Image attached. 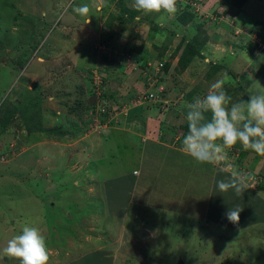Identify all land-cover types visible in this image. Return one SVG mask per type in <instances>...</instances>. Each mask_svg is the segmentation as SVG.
Wrapping results in <instances>:
<instances>
[{
  "label": "rangeland",
  "instance_id": "1",
  "mask_svg": "<svg viewBox=\"0 0 264 264\" xmlns=\"http://www.w3.org/2000/svg\"><path fill=\"white\" fill-rule=\"evenodd\" d=\"M85 4L87 17L73 11ZM125 6L133 8V3L125 0ZM185 6L195 13L187 25L177 19ZM177 7L174 16L164 13L163 19L141 12L122 29L117 19L106 24L111 14H121L119 0H0V114L8 103L36 95L43 127L70 131L28 132L19 114L6 131L0 124V264H20L4 249L24 226L36 227L46 238L49 264H178L179 259L183 264H264V188L258 186L264 181V157L238 144L234 149L241 160L233 156L235 164L255 173L244 193L229 190L220 199L218 181L229 175L221 171L223 165L201 164L181 152L167 155L153 140L142 139L159 137L160 130L173 136L168 128L177 129L182 139L188 132L183 128L187 105L206 96L225 73L232 102L247 100L250 87L264 93V0H247L236 13L222 0H179ZM195 35L205 38L202 54L177 72L178 55H170L181 39ZM165 45L160 59L170 61L171 71L163 87L175 103L163 107L165 123L152 117L163 110L150 102L129 115V102L110 115L119 121L118 128L130 122L135 133H111L93 120L86 129L79 122L80 132L74 134L71 127L78 117L68 106L77 97L89 99L91 70L95 80L106 77L110 87H120L119 95L127 93L126 85L139 95L143 82L137 79L143 74L138 65L156 67ZM131 46L139 52H132L134 61L125 54ZM119 53L127 68L137 65L124 78ZM102 54H110L109 59ZM211 63L222 66L212 77ZM125 113L129 116H121ZM133 170L140 173L139 184L117 183ZM122 198L125 226H118L109 208ZM163 201L182 204L181 210L163 209ZM235 208L241 211L238 224L225 216ZM244 225L250 226L240 228Z\"/></svg>",
  "mask_w": 264,
  "mask_h": 264
},
{
  "label": "clouds",
  "instance_id": "2",
  "mask_svg": "<svg viewBox=\"0 0 264 264\" xmlns=\"http://www.w3.org/2000/svg\"><path fill=\"white\" fill-rule=\"evenodd\" d=\"M179 0H133L137 12L145 14L164 13L174 16ZM73 11L87 17V4L73 8ZM230 77L227 73L216 80L203 98L196 97L187 105L186 121L188 132L182 140V151L201 164L223 165L221 171L228 172V178L218 181L220 192L233 190L237 195L248 187L250 175L227 163L229 152L238 144L245 151L264 157V93L248 90V99L232 102L224 85ZM206 114H210V119ZM100 126H104L100 123ZM238 208L229 209L225 216L233 224L240 220ZM4 252L19 260L20 264H49L50 249L46 238L33 226H24L21 234L7 243Z\"/></svg>",
  "mask_w": 264,
  "mask_h": 264
},
{
  "label": "trees",
  "instance_id": "3",
  "mask_svg": "<svg viewBox=\"0 0 264 264\" xmlns=\"http://www.w3.org/2000/svg\"><path fill=\"white\" fill-rule=\"evenodd\" d=\"M133 3V0H130ZM196 1V0H194ZM226 5H228L231 9H233L232 13H236V10H240L242 9L243 5L246 3L247 0H222ZM183 3V2H182ZM119 4L121 5V14L115 15V14H111L109 16V18H107L106 20V24L109 26H112V23L115 19L119 20L120 23H122V29L125 28V25L127 23V21L133 20L137 15L141 14V12H137L134 7H127L125 6V0H119ZM184 5V3H183ZM127 16V17H126ZM195 18V13H193L192 11H189L187 6H185L182 9V12L178 14L177 19L178 21L183 24V25H187L188 23H190L193 19ZM128 19V20H127ZM103 42H106V40ZM104 44V43H103ZM206 44L205 38H199L198 35H195L193 37V39L189 40V41H184V39H181L177 45L175 46L174 50L171 53V57H175L176 55H178V59H177V64L175 67V70L177 72H181L184 71L191 62H193L197 57H199V55L202 54V50L204 48ZM108 48V46H107ZM166 49V45L163 46V50L162 52H160L157 56V62L155 64H157L156 67H154V65L149 64V62H146L145 64L141 65L140 63V59L137 58L136 63H138V66H141V72L143 74V77H141V75H138V79L139 82H143L141 87L142 90L139 91V95H136L133 93V91H131V88H129L126 85V89H127V93L123 94L121 93V95L118 94L120 87L114 89L112 87H110L108 85V78L104 77L101 79L98 78V80H95V78L93 77V72H89V78H88V83H90V87H88L87 89V95L89 97L88 100L86 99H82L81 97H77L71 105H69V113L70 114H74V116L78 117V121L75 119V124L72 125L71 129L73 130L74 134H78V132H80L79 126L80 124H85V129L87 128L88 125H91V123L93 122V117L95 115V117L97 118V120H99L100 123L105 122V120L109 119L108 116L110 114V112L112 110H117L118 107L123 106L125 103H129L128 104L131 108H133L134 106H132L131 104H137V107H141L144 102H150V104H152L153 107L156 108V110L161 111L164 109L163 107L167 106H171V105H175V103L173 102L174 100L169 99L167 97V88L163 89L162 93H158L157 92V88L163 84L165 77H167L170 74L171 71V63L170 61L167 59L166 61H162V54L164 52V50ZM135 51L136 53L138 51H136L135 46H131L129 48H125V54H128L129 57H131V60H135V56L132 55V52ZM139 53V52H138ZM105 54V53H103ZM102 56L104 58H108L110 57V54H106ZM115 54V52L113 53ZM120 54V53H119ZM117 59L120 58L122 61L120 62V66H118V69L120 70V75L121 78H124L127 76V72H131L134 71V69H136V67H132V68H127V64H126V58L125 55H121L120 57H116ZM115 58V59H116ZM140 67V68H141ZM210 67L212 69V72L209 73L208 76L212 77L211 74H216L221 68L222 66L219 65V63H211ZM107 69V67L104 68V70ZM99 71V70H98ZM98 71H95L94 73L96 74ZM108 71V70H107ZM100 75L102 74V72H100ZM152 80V81H149ZM38 87V86H36ZM108 87V88H106ZM108 89V91H107ZM30 90V89H29ZM137 91V90H136ZM138 92V91H137ZM40 92L37 93V96L41 97ZM149 94H153L154 97H156L155 99L149 98ZM136 95V96H135ZM120 97V100H118V98ZM136 97H139V102H136ZM36 95H34L33 97H31L28 101L24 102V103H18V102H12V103H8L7 106L5 108L4 111H2V113L0 114V124L2 127L3 131H6L10 125L12 124V122L14 120H17L15 118V115L19 114V120H21V123L24 126V129L28 132H46L49 135L52 134H58V135H63V134H67L70 133V131L68 130H61V128L59 127H50V128H45L42 125V114H41V107L40 104L37 103L36 100ZM167 101V102H164ZM132 101L136 102V103H132ZM108 102H113V106H110L108 104ZM16 104V105H15ZM42 104V101H41ZM129 109V110H135V109ZM167 112V111H165ZM15 114V115H14ZM90 119V120H89ZM33 120V121H32ZM80 122V124H79ZM109 125L111 126H118L120 123L119 122H115L114 120L108 121ZM117 123V125H116ZM78 124V125H76ZM107 124V123H106ZM183 128L185 129V131H188V125L186 124L185 126H183ZM84 129V130H85ZM241 154V153H240ZM238 152L235 151V149H232L229 152V159L227 161V163H231L232 165H234L235 163L238 162V160H235L236 157L233 156H239L240 155ZM83 155V154H82ZM144 157V156H143ZM142 157V163L141 166L144 167V163L147 161ZM240 158V156L238 157ZM236 158V159H238ZM241 160V158H240ZM211 165V164H210ZM214 166V165H212ZM235 167L237 169H239L241 172L244 173H248L251 175L252 173H255V171H253L251 168L249 167H241V163L240 164H235ZM249 168V169H248ZM134 175H128L125 176L126 180H125V184L126 185L128 182H130V184H134L137 185L139 184L140 179L138 178V176H136L135 174L138 173L136 172V170H134L132 172ZM143 173V172H142ZM122 181V180H121ZM263 182V183H262ZM118 183V182H117ZM130 184H128L127 186H129ZM259 188H264V181H261V183L258 185ZM129 191L130 188L127 189V194L125 195L126 197L129 195ZM109 197V196H108ZM125 198V197H124ZM124 198H122L119 202L114 203V206H116L117 208H114V206L112 208H109V210L111 211V213L114 215V217H116L115 220H117L118 222V226H125V222L122 220L123 219V211L125 210L124 208V202L122 201ZM193 199V198H192ZM187 200V201H191ZM108 201L110 203H112L111 201H113V197H110V200L108 198ZM190 203V202H189ZM181 205L182 204H178V203H172L170 205V203L168 202H161L160 203V207L169 211H179L181 210ZM171 206L174 210H170ZM118 216V217H117ZM122 216V217H120ZM258 218V217H257ZM250 225H244L243 227L240 228H244ZM106 234V233H105Z\"/></svg>",
  "mask_w": 264,
  "mask_h": 264
},
{
  "label": "crops",
  "instance_id": "4",
  "mask_svg": "<svg viewBox=\"0 0 264 264\" xmlns=\"http://www.w3.org/2000/svg\"><path fill=\"white\" fill-rule=\"evenodd\" d=\"M184 94V92H182L181 93V95H183ZM118 100H120V97L118 98ZM183 102V101H182ZM184 103V102H183ZM135 106L133 107V108H131L130 106H128V110L131 108V109H135L136 111H138V109H136L137 108V104H134ZM135 110H129L128 111V113H129V115H133V111H135ZM150 111H152V108L150 109ZM120 112V111H119ZM118 112V113H119ZM110 114H113V112H110ZM109 114V118L110 119H106L105 120V122H103L102 124L104 125V126H107L108 128H109V131L112 133L113 131H115V130H118V131H121V130H128V131H130V132H133V133H135L133 130H132V125H131V123L130 122H127L126 121V123L125 124H127L126 126H123V127H121V128H118L117 126H111V125H108V121H110V120H112V118H114L112 115H110ZM127 113H125V114H121V116H129V115H126ZM155 114H157V115H155V116H152L151 114V116L152 117H155L158 121H159V123H160V120L162 121V123H165L166 122V120H164V117L167 115V112H162V113H159V112H157V113H155ZM167 117V116H166ZM117 122V121H116ZM119 122V121H118ZM107 123V124H106ZM161 124V123H160ZM166 124H168V123H166ZM161 125L162 127H167L168 125ZM132 127V128H131ZM133 129H135V128H133ZM171 131H175V134L172 136V135H170L169 137H167V136H165L164 135V133H165V131H161L160 130V132H159V137H150V136H144L142 139H144V140H153L152 142L155 144V145H157V147H161V148H165V150H167L168 152H167V155H169V151L170 152H181L182 154H185L181 149V146H180V142H182V139H180L179 140V136L177 135L178 134V130L176 129V130H172L171 128H168V130L166 131V132H171ZM105 133V132H104ZM107 134V133H106ZM178 145V146H177ZM154 146H152V145H149V149H151V148H153ZM143 157V156H142ZM145 157V156H144ZM143 157V158H144ZM178 161H181V160H178ZM207 165V164H206ZM214 167H216V166H214ZM217 168V167H216ZM249 169V168H248ZM134 171V170H133ZM132 171V172H133ZM215 172V171H214ZM212 173V172H211ZM228 173V172H227ZM133 174V173H132ZM140 173H136L135 175L136 176H138ZM224 174V173H223ZM134 175V174H133ZM225 175V174H224ZM212 177L213 178H217V175L216 176H214V174L212 173ZM213 178H212V186H213ZM253 179V177L250 175V181ZM122 180V181H121ZM125 180L126 179H124V178H119V179H117V181H118V183H120V184H125ZM252 182V181H251ZM129 186H131V187H133L134 186V184H130ZM210 189H212L213 187H209ZM248 190V189H247ZM250 191V190H249ZM250 193H251V191H250ZM253 193V192H252ZM218 197L220 198V199H224L225 197L223 196V194H222V192H218ZM208 201V200H207ZM206 211H207V207H206V209H205V213H206Z\"/></svg>",
  "mask_w": 264,
  "mask_h": 264
},
{
  "label": "built area",
  "instance_id": "5",
  "mask_svg": "<svg viewBox=\"0 0 264 264\" xmlns=\"http://www.w3.org/2000/svg\"><path fill=\"white\" fill-rule=\"evenodd\" d=\"M149 81H152V80H149ZM163 89H164L163 84H161V85L157 88V92H158V93H162ZM148 97L156 100V97H154L153 94H149ZM164 102H167V101L164 100ZM93 120H95V121H94V126H100L99 120H97L96 117H94Z\"/></svg>",
  "mask_w": 264,
  "mask_h": 264
},
{
  "label": "water",
  "instance_id": "6",
  "mask_svg": "<svg viewBox=\"0 0 264 264\" xmlns=\"http://www.w3.org/2000/svg\"><path fill=\"white\" fill-rule=\"evenodd\" d=\"M178 264H183L181 259L178 260Z\"/></svg>",
  "mask_w": 264,
  "mask_h": 264
}]
</instances>
